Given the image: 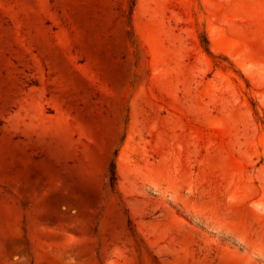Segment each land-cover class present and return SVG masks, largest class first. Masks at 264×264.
Segmentation results:
<instances>
[{
  "label": "rangeland",
  "instance_id": "obj_1",
  "mask_svg": "<svg viewBox=\"0 0 264 264\" xmlns=\"http://www.w3.org/2000/svg\"><path fill=\"white\" fill-rule=\"evenodd\" d=\"M0 264H264V0H0Z\"/></svg>",
  "mask_w": 264,
  "mask_h": 264
},
{
  "label": "trees",
  "instance_id": "obj_2",
  "mask_svg": "<svg viewBox=\"0 0 264 264\" xmlns=\"http://www.w3.org/2000/svg\"><path fill=\"white\" fill-rule=\"evenodd\" d=\"M204 48L207 52H210L209 43L207 40L205 41ZM109 180H110L111 187L114 188L116 185V182H117V175H116V171H115L114 166H112V169L110 170Z\"/></svg>",
  "mask_w": 264,
  "mask_h": 264
}]
</instances>
